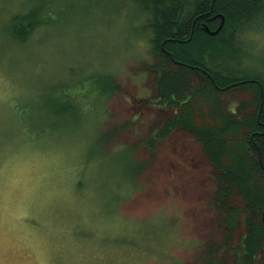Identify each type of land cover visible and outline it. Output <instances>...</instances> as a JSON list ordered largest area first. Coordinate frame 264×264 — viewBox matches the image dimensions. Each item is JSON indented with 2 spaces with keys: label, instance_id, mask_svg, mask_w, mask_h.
<instances>
[{
  "label": "rangeland",
  "instance_id": "obj_1",
  "mask_svg": "<svg viewBox=\"0 0 264 264\" xmlns=\"http://www.w3.org/2000/svg\"><path fill=\"white\" fill-rule=\"evenodd\" d=\"M38 3L45 22L12 38L10 18ZM144 20L130 0H0V264L203 256L213 182L196 143L174 135L144 145L159 118L138 106L152 88ZM256 30L239 35L242 63L264 76V20ZM97 73L116 85L107 96L91 87ZM226 97L231 107L240 98ZM65 100L68 113L51 119Z\"/></svg>",
  "mask_w": 264,
  "mask_h": 264
},
{
  "label": "trees",
  "instance_id": "obj_2",
  "mask_svg": "<svg viewBox=\"0 0 264 264\" xmlns=\"http://www.w3.org/2000/svg\"><path fill=\"white\" fill-rule=\"evenodd\" d=\"M130 1L145 14L141 30L149 35L152 57L144 65L151 92L138 106L155 109L159 117L144 145L152 150L174 135L188 136L213 182L208 202L214 237L191 264H264V76L243 65L239 38L263 24L264 0ZM45 6L10 18L9 35L23 41L45 22ZM218 14L223 24L209 34L204 28L215 30L221 19L210 18ZM89 82L105 96L116 86L104 73ZM58 91L63 96L69 90ZM232 94L240 97L233 107L226 97ZM69 106L67 100L56 103L51 119L67 114ZM32 126L33 133L45 127Z\"/></svg>",
  "mask_w": 264,
  "mask_h": 264
},
{
  "label": "water",
  "instance_id": "obj_3",
  "mask_svg": "<svg viewBox=\"0 0 264 264\" xmlns=\"http://www.w3.org/2000/svg\"><path fill=\"white\" fill-rule=\"evenodd\" d=\"M216 17H220V23H219V25H218V27L215 29V30H209V28L208 27H206L205 26V31H207L209 34H215V33H217L218 32V30L221 28V26H222V24H223V20H224V18H223V16L222 15H214V16H212L211 18H210V20H212V19H214V18H216ZM261 95H262V90H261Z\"/></svg>",
  "mask_w": 264,
  "mask_h": 264
}]
</instances>
